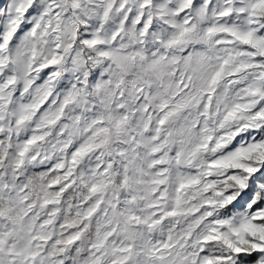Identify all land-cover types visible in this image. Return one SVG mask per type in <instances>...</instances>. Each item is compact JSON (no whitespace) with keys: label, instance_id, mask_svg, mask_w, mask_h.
<instances>
[{"label":"snow or ice","instance_id":"6c2138e0","mask_svg":"<svg viewBox=\"0 0 264 264\" xmlns=\"http://www.w3.org/2000/svg\"><path fill=\"white\" fill-rule=\"evenodd\" d=\"M0 264H264V0H0Z\"/></svg>","mask_w":264,"mask_h":264}]
</instances>
